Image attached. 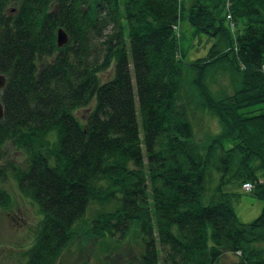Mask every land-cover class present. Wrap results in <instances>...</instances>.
<instances>
[{
	"label": "trees",
	"instance_id": "1",
	"mask_svg": "<svg viewBox=\"0 0 264 264\" xmlns=\"http://www.w3.org/2000/svg\"><path fill=\"white\" fill-rule=\"evenodd\" d=\"M182 19L212 38L204 56L178 55ZM216 69L231 92L209 87ZM0 75V208L11 145L41 215L24 264H53L78 233L136 240L137 264H264V0H0ZM195 110L216 133L197 139ZM244 182L263 201L250 222L232 207Z\"/></svg>",
	"mask_w": 264,
	"mask_h": 264
},
{
	"label": "rangeland",
	"instance_id": "2",
	"mask_svg": "<svg viewBox=\"0 0 264 264\" xmlns=\"http://www.w3.org/2000/svg\"><path fill=\"white\" fill-rule=\"evenodd\" d=\"M225 23L230 29V26L233 27L234 24L230 17ZM173 28L177 34L180 58L190 61L207 53L212 38L203 34L193 36L191 25L184 19L175 24ZM234 32L235 27L231 29L232 35ZM230 73L222 69L213 70L208 81L211 90L217 93L231 92L235 76L232 74L230 76ZM111 75L112 67L101 74V79L106 80ZM193 118L197 139L217 132L218 124L213 115L195 110ZM1 162L9 167L1 182V186L9 194V202L5 208H0V264H24L26 253L38 232L41 215L35 204L19 194L10 168L11 165L19 168L25 166L23 152L7 145L4 148ZM236 191L237 196L232 199L236 217L241 222H250L260 213L263 201L243 190L242 185ZM93 208L88 209L84 214L85 223L90 219ZM79 226V230L83 228L82 224ZM141 251L140 244L130 237L118 242L113 238H92L89 235L78 233L68 242L53 264H137ZM236 262V254L225 253L220 257L218 264H236Z\"/></svg>",
	"mask_w": 264,
	"mask_h": 264
},
{
	"label": "water",
	"instance_id": "3",
	"mask_svg": "<svg viewBox=\"0 0 264 264\" xmlns=\"http://www.w3.org/2000/svg\"><path fill=\"white\" fill-rule=\"evenodd\" d=\"M67 40H68V36L65 33V31L61 28H57V30H56V44H57V46L60 47V46L64 45L67 42ZM0 79H1L0 87H2L4 84V77L0 75ZM1 115H2V106L0 104V117H1Z\"/></svg>",
	"mask_w": 264,
	"mask_h": 264
},
{
	"label": "built area",
	"instance_id": "4",
	"mask_svg": "<svg viewBox=\"0 0 264 264\" xmlns=\"http://www.w3.org/2000/svg\"><path fill=\"white\" fill-rule=\"evenodd\" d=\"M226 17L229 18L230 15L227 14ZM242 187H243V190L248 191V192L252 189V185L249 182L242 183Z\"/></svg>",
	"mask_w": 264,
	"mask_h": 264
}]
</instances>
